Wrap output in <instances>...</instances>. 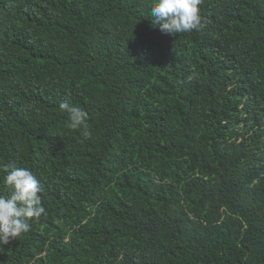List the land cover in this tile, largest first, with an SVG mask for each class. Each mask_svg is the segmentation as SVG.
<instances>
[{
  "label": "trees",
  "instance_id": "16d2710c",
  "mask_svg": "<svg viewBox=\"0 0 264 264\" xmlns=\"http://www.w3.org/2000/svg\"><path fill=\"white\" fill-rule=\"evenodd\" d=\"M152 3L0 0V169L46 209L0 264H264V0L175 36Z\"/></svg>",
  "mask_w": 264,
  "mask_h": 264
},
{
  "label": "clouds",
  "instance_id": "9594fccd",
  "mask_svg": "<svg viewBox=\"0 0 264 264\" xmlns=\"http://www.w3.org/2000/svg\"><path fill=\"white\" fill-rule=\"evenodd\" d=\"M201 0H153L150 16L154 26L162 32L177 35L199 31L203 27L200 14ZM60 109L68 113V127L81 129L89 135L88 113L69 101L60 103ZM6 175L3 184L8 195H0V246L18 240L30 231L31 221L46 215L42 205L43 188L37 176L28 168L4 165Z\"/></svg>",
  "mask_w": 264,
  "mask_h": 264
}]
</instances>
